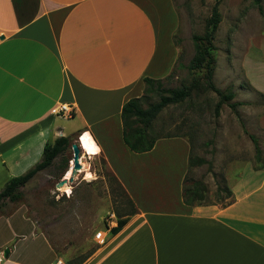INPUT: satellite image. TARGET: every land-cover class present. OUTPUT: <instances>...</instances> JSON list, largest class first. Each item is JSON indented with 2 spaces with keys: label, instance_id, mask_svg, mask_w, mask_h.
I'll list each match as a JSON object with an SVG mask.
<instances>
[{
  "label": "crops",
  "instance_id": "0c3cea01",
  "mask_svg": "<svg viewBox=\"0 0 264 264\" xmlns=\"http://www.w3.org/2000/svg\"><path fill=\"white\" fill-rule=\"evenodd\" d=\"M170 2L0 0V171L33 165L47 142L88 131L137 212L84 264H264V166L232 180L229 203L189 205L185 136L159 138L145 152L124 142L123 104L179 57L163 19ZM246 71L264 94V78ZM62 104L71 116L54 112ZM59 117L76 119L75 128L66 131ZM9 250H0V264L69 261L53 246Z\"/></svg>",
  "mask_w": 264,
  "mask_h": 264
},
{
  "label": "rangeland",
  "instance_id": "374dc122",
  "mask_svg": "<svg viewBox=\"0 0 264 264\" xmlns=\"http://www.w3.org/2000/svg\"><path fill=\"white\" fill-rule=\"evenodd\" d=\"M215 1L171 0V14H164L167 9L163 5V19L165 15L169 18L166 27L172 26L169 33L179 48L175 66L162 78L163 87L179 88L194 79L200 81V86L184 101L165 106L152 127L156 135L185 136L191 145V156L203 159L204 162L187 172V183L201 180L206 184L203 203L229 201L218 188L224 185L230 188L232 180L246 167L264 163V94L251 86L246 71L247 68L250 75L256 73L257 77L264 78V0L260 2L262 11L255 0H221L219 4L221 22L214 39L213 81L219 89L232 91L235 96L224 102L218 113L219 95L207 88L205 71L188 69L194 55L192 37L203 33ZM160 94L159 91L148 94L142 99V105L147 107L159 101ZM232 102L238 103L236 107L230 105ZM59 121L66 131L77 124L72 117H59ZM250 134L256 136L260 145L261 160L256 158ZM76 140L77 136L72 137L68 148L51 166L20 187L19 200H6L0 206V250L53 246L64 259L84 264L105 242H100L95 234L102 231L103 237H107L119 218H129L125 214V194L100 153L86 155L82 149L86 170L68 181L70 192L62 190L63 185H57L73 163L71 144ZM31 160L24 159L15 173L1 170L0 191L10 178L36 164L25 168V163Z\"/></svg>",
  "mask_w": 264,
  "mask_h": 264
},
{
  "label": "trees",
  "instance_id": "16d2710c",
  "mask_svg": "<svg viewBox=\"0 0 264 264\" xmlns=\"http://www.w3.org/2000/svg\"><path fill=\"white\" fill-rule=\"evenodd\" d=\"M221 0H216L212 7L210 16L206 19V24L204 31L201 34L193 35L194 43V55L191 58L188 69L190 71L204 70V78L207 88L215 91L219 95V101L216 104V113L219 112L221 105L234 98L235 94L232 91L224 92L219 89L214 81V70H215V58L213 55V50L215 49L214 39L216 31L218 29L219 23L221 22V12L219 9V4ZM259 5L260 10L262 7L260 5L261 0H255ZM145 90L141 97H133L127 100L121 110V118L123 125V139L124 142L129 146V148L135 152H145L151 150L156 141L162 137H170L175 135H156L153 133L152 127L155 118L162 111V109L169 105L180 103L186 98L190 97L192 91L200 86V81L194 79L189 85H184L179 88H164L162 84V78H151L145 77ZM159 91L160 99L157 102L148 104L147 107L142 105V99L148 94ZM238 103L232 102L230 105L236 107ZM178 135V134H177ZM252 141L255 144L256 158L261 160V148L258 144L256 136L250 134ZM71 137L63 135L57 137L53 142H47L44 146L43 154L34 166L29 168L25 173L17 176H13L8 180L3 189L0 191V206H2L6 200L16 201L21 198L20 187L27 184L39 171H42L52 165L54 159L63 153L70 145ZM203 159H194L189 156V170L192 166L201 164ZM264 166L262 165L254 166L255 169H259ZM118 185L125 194V213L127 216L135 214L137 212V207L133 199L129 196L126 189L120 182V180L115 175ZM188 176L186 174L183 184V200L186 204H200L206 199V184L201 180H193L191 184L187 183ZM219 191H223L226 195L224 198L232 197L231 189L224 185L218 188ZM218 191L217 199H222L220 192ZM229 201H222L218 203L227 204ZM127 218H119L117 220V225L111 228L113 234L117 233L126 224ZM82 261L77 264H81ZM68 264H73L68 261Z\"/></svg>",
  "mask_w": 264,
  "mask_h": 264
},
{
  "label": "bare ground",
  "instance_id": "6f19581e",
  "mask_svg": "<svg viewBox=\"0 0 264 264\" xmlns=\"http://www.w3.org/2000/svg\"><path fill=\"white\" fill-rule=\"evenodd\" d=\"M80 143L81 146L85 152V154H89V155H95L97 153H99L100 148L96 142V140L94 139V137L91 135L90 132L85 131L80 138ZM83 155V154H82ZM81 155L80 157V162H81V170H79V172H82L84 170H86V160L83 158V156ZM73 163H71V165L69 166L68 170L65 172V177L69 178L72 174V170H73ZM77 175V174H76ZM88 175H90V173H88ZM63 187L61 188L62 190H66L68 192H70V186L68 184V182L62 184Z\"/></svg>",
  "mask_w": 264,
  "mask_h": 264
},
{
  "label": "water",
  "instance_id": "95a60500",
  "mask_svg": "<svg viewBox=\"0 0 264 264\" xmlns=\"http://www.w3.org/2000/svg\"><path fill=\"white\" fill-rule=\"evenodd\" d=\"M81 138V135L77 138L76 141H74L71 146H72V149H73V170H72V174L69 178H62L61 180H59L57 182V185L60 186L68 181H73L74 178H75V175L79 172V169L81 168V162H80V157H81V151H82V146H81V143H80V139ZM9 252L10 250L9 249H5L4 251V256L7 257L9 255Z\"/></svg>",
  "mask_w": 264,
  "mask_h": 264
},
{
  "label": "built area",
  "instance_id": "2783aa9c",
  "mask_svg": "<svg viewBox=\"0 0 264 264\" xmlns=\"http://www.w3.org/2000/svg\"><path fill=\"white\" fill-rule=\"evenodd\" d=\"M54 112L55 113H61L63 115H67V116H71L72 115V108L67 104H62L58 109H54ZM95 236L100 242L105 241V237H103L102 231H98L95 234ZM54 264H67V263L62 259H58Z\"/></svg>",
  "mask_w": 264,
  "mask_h": 264
}]
</instances>
